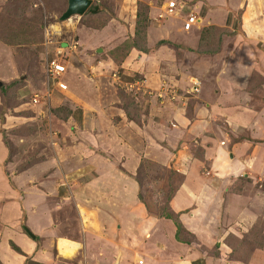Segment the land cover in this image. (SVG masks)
Masks as SVG:
<instances>
[{
  "label": "rangeland",
  "instance_id": "1",
  "mask_svg": "<svg viewBox=\"0 0 264 264\" xmlns=\"http://www.w3.org/2000/svg\"><path fill=\"white\" fill-rule=\"evenodd\" d=\"M168 1L91 0L82 16L61 20L66 0H0V214L16 204L21 206L28 197L27 186L36 183L46 189L51 178L45 174L50 173L49 165L55 160L60 159L67 170L75 171V158L84 161L99 155L121 167L128 154L121 146L123 139L132 145L143 143L140 130L147 129L150 122L159 125L161 116L165 119L171 110L182 108L186 112L189 108L192 117L194 105L206 108L203 106L208 97L220 90L218 65L224 70L234 67L226 60L234 45L239 44L235 35L242 9L232 10L228 26H205L201 18L197 27L185 33L181 29L184 14L165 13L163 7ZM181 1L202 16V2ZM210 2L235 7L243 0L238 4L237 0ZM93 7L99 12L94 13ZM174 33L177 39L189 40L199 33L198 43L186 44L184 40L179 44ZM51 59L66 66V73L53 86L51 81L46 83L44 75L46 62ZM263 74L258 67L250 73L254 97L259 90L264 94ZM34 95H39L36 104ZM208 102L213 104L212 100ZM251 103L254 106L256 101ZM157 106L165 111L152 112L151 108ZM172 120L166 121L163 131L174 127ZM220 124L225 132L231 131L225 123ZM155 126L147 131L152 138L149 141H156L159 151L165 147L169 154L176 153L178 159L169 166L170 161L156 163L143 153L137 157V152L134 157L140 161L138 179L142 186L147 185L148 207L162 216L171 214L168 200L181 182V160L189 159L185 146L172 150L161 144ZM109 131L116 136L111 137ZM263 142L254 140L255 150L262 151ZM191 152L199 161L207 157L200 148ZM63 166L55 164L53 169L56 172ZM200 169V174L208 177L205 181L211 177L213 181V172L219 175L218 191L226 189L224 199L229 198L227 194L244 199V203L239 201L244 217L240 211L231 212L230 202L212 199L211 209L203 213L204 219L207 215L214 217L213 223H207L210 229L214 231L218 226L226 230L224 242L241 264H251L250 258L256 253L261 256L257 264H264V173L228 180L224 172L211 167L210 173L205 172L199 164ZM257 192L261 194L254 208L250 198ZM26 208H22V214H26ZM185 213L189 215V210ZM172 216L180 224L181 236L190 238L177 216ZM202 248L210 250L204 245ZM217 248L215 245L209 254H216Z\"/></svg>",
  "mask_w": 264,
  "mask_h": 264
},
{
  "label": "crops",
  "instance_id": "2",
  "mask_svg": "<svg viewBox=\"0 0 264 264\" xmlns=\"http://www.w3.org/2000/svg\"><path fill=\"white\" fill-rule=\"evenodd\" d=\"M201 2L204 12L200 17L205 20V26H228L232 10L242 9L239 32L235 35L239 44L234 45L226 60L234 67L225 70L221 65L217 67L220 68L216 73L220 90L208 97L203 106L205 109L194 105L192 117L189 108L186 112L178 108L171 110L165 119L161 116L159 125L150 122L147 129L140 130L143 143L132 145L123 139L121 146L128 154L121 167L114 165L111 158L101 159L99 155L84 161L75 158V171L67 170L60 159L51 163L52 170L45 174L51 178L45 184L46 189L36 183L27 186L28 197L20 203L22 207L16 204L11 206L12 210L0 214L2 264H139V261L142 264H241L229 253L224 242L226 230L218 226L214 231L210 229L207 223H213L214 217L207 215L204 219L203 213L208 207L211 209L210 202L217 197L222 202H230L231 212L240 211L244 217L239 203H244V199L229 194V198L224 199L226 189L218 191L219 175L213 172L216 185L212 186L209 183L213 182L212 177L209 182L205 181L208 177L201 175L202 169L199 172L197 166L201 164L209 173L210 167L224 172L228 180L239 175L264 173V147L257 151L253 144L254 140H264V94L259 90L255 93L258 96L254 97L246 91L250 73L257 67L264 70V0H243L235 7L212 4L210 0H199L197 4ZM176 34L172 36L176 38ZM192 38L176 39L179 44L186 40V44L197 45L199 33ZM251 100L256 101L254 106ZM162 107H152L151 111L163 112ZM171 118L174 127L169 126L171 128L163 131L167 127L166 121ZM155 119L157 121V117ZM220 123H225L231 131L225 132L218 126ZM154 126L158 127L156 135L161 144L172 150L186 147L189 160L184 157L181 160V182L168 200V210L177 216L190 238L181 236V231L179 239L176 238L177 228L172 220L158 216L156 209L148 207L147 185L142 186L138 179L140 161L134 157L137 152V157L143 153L156 163L170 161L169 166L178 159L176 153L169 154L165 147L159 151V144L149 141L152 138L147 131ZM135 133L137 137L138 132ZM109 134L116 136L111 131ZM169 134L175 137L171 138ZM116 139L118 142V137ZM263 143L260 144L264 146ZM199 148L207 154L203 161L191 152ZM55 164H61L63 168L55 172ZM260 194L251 196L252 207L257 205ZM22 208H26V214H22ZM187 210L189 215L185 213ZM63 241L70 244L67 251L74 249L70 256L63 252L66 250ZM202 245L210 250L218 245L216 254L203 251ZM259 261L261 256L256 253L249 262L257 264Z\"/></svg>",
  "mask_w": 264,
  "mask_h": 264
},
{
  "label": "built area",
  "instance_id": "3",
  "mask_svg": "<svg viewBox=\"0 0 264 264\" xmlns=\"http://www.w3.org/2000/svg\"><path fill=\"white\" fill-rule=\"evenodd\" d=\"M163 8L165 13L169 16L184 14L185 18L183 19L181 29L185 33L191 32L193 28L197 27L199 21L201 20V17L198 14H194L192 12V6L186 5V3L181 0H169ZM65 73L66 66L64 63L58 62L56 59H51L46 62L44 75L48 85L50 83L49 81H51L52 84H50L53 86V83L60 81ZM193 91H196V89L194 88ZM45 94L47 95V91ZM33 101L35 104L37 101L39 102V95H34ZM138 263L142 264V261H139Z\"/></svg>",
  "mask_w": 264,
  "mask_h": 264
},
{
  "label": "water",
  "instance_id": "4",
  "mask_svg": "<svg viewBox=\"0 0 264 264\" xmlns=\"http://www.w3.org/2000/svg\"><path fill=\"white\" fill-rule=\"evenodd\" d=\"M67 9L62 14L61 20H66L73 15L82 16L91 4V0H66ZM100 52V50H98Z\"/></svg>",
  "mask_w": 264,
  "mask_h": 264
},
{
  "label": "trees",
  "instance_id": "5",
  "mask_svg": "<svg viewBox=\"0 0 264 264\" xmlns=\"http://www.w3.org/2000/svg\"><path fill=\"white\" fill-rule=\"evenodd\" d=\"M92 11L94 12V13H97V12H99V9L97 8V7H93L92 8ZM211 28V27H210ZM201 38V37H200ZM202 39V38H201ZM249 82H250V77H249V81H248V84H247V91L249 92V93H252V92H254L253 91V89L250 87V85H249ZM250 87V88H249ZM250 89H252V91H249ZM253 94V93H252ZM165 218H167V219H171L172 220V222L174 223V225L176 226V228H177V232H176V238H178L179 239V232L181 231V227H180V224H179V222H178V220L177 219H175V218H173V216H172V214H167V215H163ZM14 249L16 250V251H18V249H16L15 247H14Z\"/></svg>",
  "mask_w": 264,
  "mask_h": 264
},
{
  "label": "bare ground",
  "instance_id": "6",
  "mask_svg": "<svg viewBox=\"0 0 264 264\" xmlns=\"http://www.w3.org/2000/svg\"><path fill=\"white\" fill-rule=\"evenodd\" d=\"M56 29H57V28H56ZM64 240H65V239H64ZM63 243H64V245H65V249H66V250L63 251L64 254L70 256L71 253H72V251H73L74 249H71V250L67 251L68 248H69V245H70V244H69L68 242H65V241H63ZM59 247H60V246H59ZM59 247H58V248H59ZM72 248H73V247H72ZM60 250H61V249H60Z\"/></svg>",
  "mask_w": 264,
  "mask_h": 264
}]
</instances>
